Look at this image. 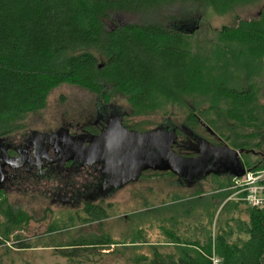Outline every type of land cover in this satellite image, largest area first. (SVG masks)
<instances>
[{
    "label": "trees",
    "instance_id": "obj_1",
    "mask_svg": "<svg viewBox=\"0 0 264 264\" xmlns=\"http://www.w3.org/2000/svg\"><path fill=\"white\" fill-rule=\"evenodd\" d=\"M186 1L208 5L221 13L243 0H0V140L21 130L28 114L45 107L52 90L68 84L89 92L96 98L97 107L113 112L118 109L111 102L116 97L127 102L132 115L149 114L166 103L181 105L188 111L180 124L184 129L199 134L197 127L205 131L202 121L216 136L224 138L229 148L261 151L264 120L259 116L264 119V106L256 104L250 87L230 86L228 76L240 67L249 71L242 59L264 57V14L240 21L236 27H222L220 38L238 47L230 54H224L221 47L212 59L198 48L192 50L189 37L194 28L184 21L187 16L167 26L155 16L145 24L103 28L102 19L112 12H156L164 5ZM197 99L209 104L199 114L195 113ZM210 111L213 115L208 117ZM167 122L172 123L166 119L159 125ZM253 166L264 167V157ZM231 178L219 177L224 185ZM226 196V192L220 194L222 199ZM241 204L227 203L226 211L216 219L213 237L210 213H206L207 223L192 240L169 235L167 244L172 250L167 252L154 246L140 252L145 240H140L144 237L137 230L129 241V262L212 264L210 256L214 254L220 264H264V208L244 205L245 219L239 217L240 213H227L238 212ZM83 211L82 220L79 213L63 214L62 226L73 224V217H77L98 223L99 233L79 234L62 243L50 237L52 242H46L55 244V252L72 264L92 261L118 243L101 230L100 222L106 218L102 207L87 203ZM29 216L3 198L0 245L11 237L19 250L41 245L43 236L23 241L21 230ZM54 220L47 232L57 230L59 222Z\"/></svg>",
    "mask_w": 264,
    "mask_h": 264
},
{
    "label": "rangeland",
    "instance_id": "obj_2",
    "mask_svg": "<svg viewBox=\"0 0 264 264\" xmlns=\"http://www.w3.org/2000/svg\"><path fill=\"white\" fill-rule=\"evenodd\" d=\"M263 14L264 0H243L232 10L221 13L212 10L208 5L203 7L186 1L164 5L156 12H112L102 19V24L104 30H110L124 24H145L157 16L161 24L167 26L187 16L189 20L184 21H189V28H194L189 37L192 50L198 48L201 54L207 53L212 59L221 47L224 54H230L238 47L235 43L220 38L218 31L222 27H236L240 21L258 19ZM228 58H230L229 55ZM242 61L246 62L249 71L242 67L233 70L228 76V84L236 88L250 87L255 95L256 104L264 106V57L242 59ZM242 61L241 64L245 65ZM95 99L92 94L83 89L62 84L49 93L42 110L25 117L21 130L55 131L64 123H85L94 116ZM195 101H199L196 105L198 109L195 111L196 114L209 106L205 99ZM111 102L124 113L123 122L137 131L155 129L166 119L178 125L184 123L188 115L185 107L170 103L160 105L149 114L132 115L124 99L116 97ZM209 115H213V112L210 111L208 117ZM259 119L264 120L260 116ZM196 130L202 137L212 140L204 129L197 127ZM220 139L224 141V138L220 137ZM253 151H255L254 154H242V162L246 169L255 174L261 173L264 167L254 168L253 164L264 157V144L261 151L257 149ZM219 177L209 176L195 186H185L177 184L175 177L170 173L146 172L138 180L119 188L104 201L94 204L102 207L106 213V218L100 222L101 230L118 243L111 244L109 250H105L96 259L80 264H131L128 259L131 255L129 246L132 244L129 241L137 230L140 232L139 236L144 237L140 240H145L143 244H140V252L146 253L149 251V246L157 247L161 252L170 251L172 246L167 244L170 240L169 235L178 234L181 239L192 240L199 229L202 231V225L207 223L206 213L211 214L209 227L213 237L216 219L225 210L228 202L236 201L228 199L232 194V190L229 189L231 180L228 185L225 183V186L222 184L224 180ZM222 192L227 193L224 199L220 197ZM4 199L14 208L38 212L26 213L31 218L21 230L24 236L23 241L32 242L36 237H43L41 245L24 250L17 249L16 241L11 237L9 241L0 245V264H72L55 252V247H52L55 244L46 242H52V239H55L59 241L58 243H62L79 234L98 232V223L81 221L82 213H84L82 207L74 212L68 208L50 205L42 197H34L35 200H31L29 194L16 192L8 194ZM244 205L239 206L238 212L228 211L227 213H240L239 217L245 219ZM45 208L52 209L53 213H41ZM65 213H79L81 220L73 217V224L66 223L62 226ZM53 219H55L54 222L56 220L59 222L56 225L57 230L47 232ZM198 237L200 241H203L202 235ZM167 245L170 246L164 248Z\"/></svg>",
    "mask_w": 264,
    "mask_h": 264
},
{
    "label": "flooded vegetation",
    "instance_id": "obj_3",
    "mask_svg": "<svg viewBox=\"0 0 264 264\" xmlns=\"http://www.w3.org/2000/svg\"><path fill=\"white\" fill-rule=\"evenodd\" d=\"M95 107L94 116L85 123H64L55 131L19 130L0 140V201L8 194L16 192L29 194L31 200L42 197L50 205L76 212L81 207L84 210L87 203L104 201L119 188L138 180L146 172L170 173L177 184L185 185L183 176L172 171L144 169L150 158L145 153L150 149L154 150L150 142L155 134L153 130L156 133L174 130L176 139L172 152L183 159H195L211 147L224 145L218 136L206 128L205 131L212 140L188 131L180 124L168 122L155 129L137 131L124 124L125 116L120 110L113 112L106 107ZM114 118H117L115 144L121 147L118 158L120 172L126 169L136 155H141L135 162L134 175L130 180L118 178L111 169L118 154L116 149L100 145L94 151L93 160L85 162L92 155V148L104 143V133L108 123ZM204 142L208 145H204ZM76 150L85 158L77 157ZM240 159L242 161L241 156ZM227 166L228 161L222 154L211 156L203 170L206 175L193 179L192 186L209 176H228L223 172ZM18 209L23 213H38ZM41 213L53 211L45 208Z\"/></svg>",
    "mask_w": 264,
    "mask_h": 264
},
{
    "label": "water",
    "instance_id": "obj_4",
    "mask_svg": "<svg viewBox=\"0 0 264 264\" xmlns=\"http://www.w3.org/2000/svg\"><path fill=\"white\" fill-rule=\"evenodd\" d=\"M201 124L210 133H212V131L208 127H206L204 123L201 122ZM116 131L117 118H114L108 123V127L103 136L104 143L95 145L92 148V155L89 158H86L85 162H91L93 160L94 151L100 145L116 149L118 154L112 164L111 169L114 173L117 174L118 178L130 180L134 175L135 162H137L138 158H140L141 155H136L130 161L126 169L123 172H120L121 164L118 158L121 147L115 144ZM153 132L155 134H153V136L151 137L150 142L154 146V150H156L157 153L152 149L148 150V152L145 153L148 154L150 158L146 163L144 169L172 171L177 175L183 176L186 186H192L193 179H196L201 175H206V173H203V170L207 166L211 156H215L217 154H222L223 156H225L228 161V166L223 172L225 174H228V176L240 177L245 173V171L249 170L245 168L244 163L240 159V156L242 154L255 153V151L253 150L229 148L224 144L220 147L209 148L208 151L202 152L195 159H183L172 152V146L175 143L176 139L174 130L170 129L160 133H156V131L153 130ZM107 143H110V145H106ZM204 145H208L207 142H204ZM75 154L81 159L85 158L78 150L75 151ZM160 163L163 164L161 165Z\"/></svg>",
    "mask_w": 264,
    "mask_h": 264
},
{
    "label": "built area",
    "instance_id": "obj_5",
    "mask_svg": "<svg viewBox=\"0 0 264 264\" xmlns=\"http://www.w3.org/2000/svg\"><path fill=\"white\" fill-rule=\"evenodd\" d=\"M264 171L261 173H254L250 170L240 177H232L231 185L229 187L232 190L231 196L228 199L242 202L243 204L257 209L264 208ZM212 264H220V260L212 254L210 256Z\"/></svg>",
    "mask_w": 264,
    "mask_h": 264
}]
</instances>
